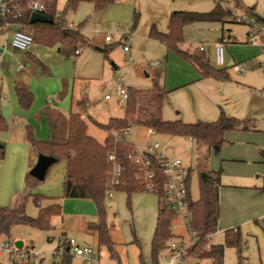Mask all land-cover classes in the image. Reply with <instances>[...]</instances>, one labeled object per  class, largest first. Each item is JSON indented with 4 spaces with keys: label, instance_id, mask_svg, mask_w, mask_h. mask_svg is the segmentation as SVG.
<instances>
[{
    "label": "rangeland",
    "instance_id": "374dc122",
    "mask_svg": "<svg viewBox=\"0 0 264 264\" xmlns=\"http://www.w3.org/2000/svg\"><path fill=\"white\" fill-rule=\"evenodd\" d=\"M65 1L57 0L58 13L64 11ZM169 1L175 10L207 12L219 3L230 11V17L223 24H216L212 30L210 27L199 34L195 31L188 32L186 41H182L179 48L194 54L202 44L205 48L204 58L217 68L214 62V43L209 39L218 27L222 28L224 36L230 35L223 44L225 67L232 54L231 58L235 62H242L246 70L236 73L229 69L230 80L219 81V90L215 91L222 96L219 106L227 115L249 119L255 124L263 122L264 126V101L260 97L264 90V54L260 43L264 36V26L257 21L258 17L264 16V0ZM156 4L152 0H118L101 9H94L91 2L81 1L76 7L65 10L66 22L62 24V28L68 27V23L78 28L80 38L76 48L80 49L79 54L70 53L65 56L58 51L56 44L46 46L33 42L28 52L38 63L29 59L24 52L16 53L13 57L6 56L0 61V115L9 125L18 129L29 124L37 139L46 140L49 136L48 125L44 117L36 114V110L47 103L55 105L64 114L79 113L87 124V133L98 141L103 140L106 132L91 119L107 123L109 118L124 116L125 99L114 86L120 74L122 82L132 88L145 90L152 87L154 79L161 84L165 82L166 85L167 82H174L182 66L194 70L175 51L148 35L152 24L161 32L166 27V19L161 18ZM134 11L138 13L136 22L133 21ZM236 17L241 18L240 22L234 19ZM252 33H255L254 39H250ZM106 36L110 40H106ZM5 37L9 38V35L0 32V45L4 43ZM124 45L129 46V51L123 50ZM251 46L258 48L259 56L254 60L255 67L249 64V60L253 59ZM157 60L162 64L153 66ZM18 62L24 65L21 72H16ZM15 81L22 82L32 95L27 106H22L18 100ZM106 94L110 95L109 99H105ZM130 137L136 144H149L157 140L163 147L164 143L158 135L154 139L147 136L141 125L133 127ZM170 150L173 151L172 147ZM162 151L164 152L163 149ZM201 151L203 149L196 150L194 146L180 155L183 166L190 170L189 194L192 200L199 197L196 157ZM33 161L34 164L36 156ZM64 167V161L55 163L45 178L31 187L41 197L37 204L30 196L25 207L28 216H37L39 206L52 203L47 197L49 194H60ZM25 174L26 172L24 177ZM54 200L62 207V213L61 216H51V228L40 229L27 224H16L10 230V236L16 241H22L23 248L29 247L38 253L36 264H52L59 260L57 252L62 235L73 238L81 246L87 245L98 250L103 264H153L150 241L157 212L158 199L155 193L138 191L129 196L123 191L113 190L111 196L106 193L104 207L107 221L112 225L110 237L117 256H111L106 247L98 246L97 235L86 229V222L97 218L96 207L90 199L63 196ZM171 223L174 228L173 236L167 241V245L172 241L180 245L187 244L188 232L182 228L181 221L175 218ZM240 233L245 241L243 255L246 257V264H264V237L245 236L241 230ZM208 240L211 243H221L223 234L215 232ZM188 249L189 247L181 260H174L172 263H169L168 250L164 249L157 255V264H209L208 259H199L194 255L184 258ZM236 259L235 250L225 247L223 264H236ZM0 264H33V258L30 257L27 262H14L7 252H2ZM71 264H82V258L73 255Z\"/></svg>",
    "mask_w": 264,
    "mask_h": 264
},
{
    "label": "trees",
    "instance_id": "16d2710c",
    "mask_svg": "<svg viewBox=\"0 0 264 264\" xmlns=\"http://www.w3.org/2000/svg\"><path fill=\"white\" fill-rule=\"evenodd\" d=\"M29 1H10V14L0 15V32H2L5 22H9L11 24L8 27L9 30L18 28L31 34L33 42L38 45L52 46L56 44L58 51L68 56L70 53L75 54L80 32L78 28H62V24L66 22L64 11L76 7L81 1L91 2L94 9H101L117 0H66L62 13L57 12V0H38L42 5L36 12L50 19V22L45 23L30 22L33 10L29 7ZM14 13L18 14L16 18H12ZM227 17H230V11L224 9L219 3H216L213 9L207 12L175 10L168 17L167 31L161 32L152 25L149 29V36L163 42L168 49H172L181 58L191 63L198 70L201 78L210 76L228 79L229 75L225 67L216 68L207 59L192 55L179 48V44L183 40L184 25L199 21L223 24ZM137 18L138 13H133L134 22L137 21ZM262 18L264 17H258L257 21L261 22ZM262 25L264 26L263 23ZM223 37L224 32L222 30L218 40H222ZM262 40L264 54V36ZM24 53L30 54L28 51ZM34 60L38 63L37 59ZM39 64L41 63L39 62ZM15 92L22 106H27L30 103L32 95L28 89L15 86ZM167 93V90L155 79L150 89L141 90L128 86V96L124 103V116L109 118L107 123H99L91 119L96 126L106 132L103 143L98 142L87 133V124L79 113L70 112L65 115L57 108L50 106L44 107L41 111L48 125V139H37L30 126L25 127V138L35 155L53 156L56 158L55 163L64 161L63 196L66 198H86L94 203L97 218L88 223V229L96 233L98 246L106 247L111 256H117L113 248L114 242L110 237L112 225L107 221V213L104 207V199L110 189L107 184L111 172V163L107 159V154L113 151L122 169L119 181L112 186V189L123 191L128 196L138 191H150L157 195L155 226L150 241L151 258L153 264H157L158 253L164 249L169 250L167 241L173 236L170 228L171 222L176 217L175 212L163 202L164 176L160 170V163L154 156H151V166L155 171L154 188L145 190L143 181L136 177L137 167L129 157L133 149L132 142L128 138L116 140L110 135V132L129 125H141L145 128H152L159 134L190 137L196 150L203 149V151L198 152L196 157L199 197L192 200L189 194L190 217L186 230L193 243L189 246L188 253L184 258L194 255L199 259H208L209 264H223L224 249L231 247L236 252V264H246V257L243 255L245 241L238 227L225 230L223 242H208L209 237L218 228L220 171L210 170L207 167V158L210 150L214 152L219 150L224 142L223 134L225 131L246 128L247 120L227 115L222 110L219 111L218 118L212 122L199 120L188 123L179 119L165 120L162 118V105ZM3 126L4 119L0 115V128ZM261 156L264 162V152L261 153ZM24 181L27 186L32 187L39 180L27 172ZM260 191L264 192V183ZM31 196L38 204L41 196L38 194ZM60 213L61 206L57 202L39 206L38 214L35 217L25 213V203L22 200L14 207L0 206V239L9 237L11 227L16 224L49 229L51 228V216L60 215ZM72 257L73 254L70 253L67 244L64 243L63 250L59 254V260L52 264H71Z\"/></svg>",
    "mask_w": 264,
    "mask_h": 264
},
{
    "label": "crops",
    "instance_id": "0c3cea01",
    "mask_svg": "<svg viewBox=\"0 0 264 264\" xmlns=\"http://www.w3.org/2000/svg\"><path fill=\"white\" fill-rule=\"evenodd\" d=\"M116 2H118V0ZM152 2L157 3L158 13L161 15V18L163 17L166 19V27L163 31L166 32L168 17L175 9L172 8V3L169 0H152ZM262 11L264 12V8H262ZM135 12L136 11H134V13ZM216 24H219V22L199 21L186 24L183 26L182 41H186L188 32L195 31L199 34L210 27L212 30ZM221 34L222 28L218 27L212 32V37L209 41L215 44ZM248 41L249 43L251 42L249 38ZM225 42H227V40ZM260 43L261 48H263L262 38ZM250 48L253 59L249 60V64L255 67L256 63L254 60L259 56L258 48L255 46H251ZM204 52L205 51H196L192 55L204 58ZM16 53L21 52L9 48V52L5 54L0 61L2 62L6 56H16ZM231 53H234V51ZM26 55L35 62L34 59L36 58H34L32 54ZM231 57H233L232 54L228 57L226 67L224 66L227 73L229 71L228 65H231V63H242L235 62ZM159 63V65L162 64L160 61ZM187 64L188 66L194 67L188 61ZM23 69L19 72L23 71ZM245 70L244 66V71ZM179 71L180 74L176 77L174 82L169 84L167 82V85L165 82L164 84L159 82L168 92L162 105V118L169 121L179 119L188 123H194L199 120L206 122L215 121L219 116V111L222 110L219 106L222 96L220 93H215V91L219 90L217 85L219 81L230 80V78L218 79L210 76L201 78L195 67L193 70L190 67L182 66ZM146 76H148V74H146ZM14 83L15 86L27 89L20 81H15ZM260 97L264 101V97L262 95ZM46 106L56 108L55 105H48L45 103L36 110V114L43 117L41 111ZM3 119L4 126L0 128V206L14 207L22 200L26 207V203L30 196L36 194L31 187L27 186L23 179L24 172L27 173V170L31 169L34 162L33 159L35 156L37 157L25 138V127L30 125L25 124L22 129H18L9 125L4 117ZM241 120H247L246 128L225 131L223 134L224 143L217 152L210 150L207 160V166L210 170L220 171V185L218 189L219 217L216 232H221L223 238L225 230L236 227H238L245 236L251 235L256 238L264 237V192L260 191L264 183V162L261 156V153L264 152V126L263 122L261 124H255L249 119ZM32 131L33 133L35 132L33 128ZM155 135L162 138L164 143L163 147L161 145L160 147L164 152L167 151L169 154L166 152L165 154L169 156L180 158L182 152L184 153L189 150V148L191 149L195 146L190 137L168 136L155 132L150 138L154 139ZM105 137L103 140L97 141L103 143ZM128 139L131 141L132 138L129 137ZM171 147L173 151L170 150ZM62 193L61 191L60 194H49L47 197L51 202H56L54 199L56 197L62 198ZM91 221L94 220L86 222V229L88 232L96 234L94 231L88 229V223ZM62 236L67 237L66 235ZM76 243L80 246V243L77 241Z\"/></svg>",
    "mask_w": 264,
    "mask_h": 264
},
{
    "label": "built area",
    "instance_id": "2783aa9c",
    "mask_svg": "<svg viewBox=\"0 0 264 264\" xmlns=\"http://www.w3.org/2000/svg\"><path fill=\"white\" fill-rule=\"evenodd\" d=\"M10 1L11 0H0V15L6 16L10 14ZM29 7L36 12L41 8V3L38 0H30L28 2ZM16 8V7H15ZM17 13L12 14V18H16ZM238 21L241 20L240 17L234 18ZM11 24L5 22L2 33L9 35V38L5 37L4 43L0 46V60L5 54L9 52V48L16 50L18 52H26L30 49L33 44V39L31 34L24 32L18 28L9 30L8 27ZM69 28L75 29L73 24L67 25ZM258 32V31H257ZM250 39H254L255 33H252ZM229 35L224 36L222 40H218L213 47L214 50V62L217 67H224V53H223V44L228 40ZM106 40H110L108 36L105 37ZM263 45V43H262ZM199 51H204L203 45H199ZM124 51H129V46H123ZM79 53V49L75 50V54ZM159 61L154 62L152 65H159ZM24 68V65L21 62H18L16 66V72H19ZM229 69L236 73H241L244 71V66L242 63H231ZM118 93L126 99L128 84L122 82L121 74L117 77V81L114 84ZM261 95L264 97V90L261 92ZM110 95L106 94L105 99H109ZM133 126L129 125L120 130H113L110 132L116 140H121L123 138H129L133 133ZM155 131L152 128H146V135L152 137ZM133 143V142H132ZM151 156H154L160 163V170L164 176L163 182V202L164 204L172 209L176 214V220L181 221V226L186 230L187 222L190 217L189 211V170L186 169L182 160L178 157L169 156L162 151L158 141H153L152 143H142L136 144L133 143V149L129 155L131 162L137 167L136 177L143 181L145 190H152L154 188V179L155 171L152 169ZM107 159L111 163V172L109 177V182L107 186L110 188L108 191L109 196L113 191L112 186L117 184L119 181L121 167L116 160L115 153L113 151L107 154ZM171 230H173V225H171ZM189 242L187 244L180 245L175 242H170L168 257L169 263H172L174 260H181L182 256L186 253L187 248L192 245L193 240L189 233ZM15 239L11 236L0 239V254L2 252H7L11 259L16 261H25L29 260L30 257L33 258V264H36V258L38 253L31 250L29 247L26 248H17L15 246ZM59 250L60 254L63 250L64 243L67 244L70 253L82 258L83 264H103L100 259V252L98 250L92 249L89 246H79L73 238H68L61 236L59 238Z\"/></svg>",
    "mask_w": 264,
    "mask_h": 264
},
{
    "label": "water",
    "instance_id": "95a60500",
    "mask_svg": "<svg viewBox=\"0 0 264 264\" xmlns=\"http://www.w3.org/2000/svg\"><path fill=\"white\" fill-rule=\"evenodd\" d=\"M30 22H50V19H48L46 16L38 13V12H33L30 16ZM261 22L264 24V18L261 19ZM230 66V65H228ZM56 162V158L53 156H48L44 154H38L36 157V161L29 170V174L34 177L35 179L42 181L45 178V175L49 169V167ZM15 246L17 248L22 247V241L17 240L15 241Z\"/></svg>",
    "mask_w": 264,
    "mask_h": 264
}]
</instances>
